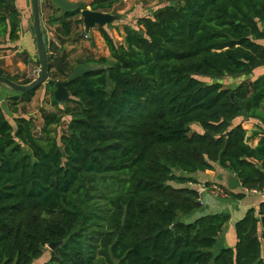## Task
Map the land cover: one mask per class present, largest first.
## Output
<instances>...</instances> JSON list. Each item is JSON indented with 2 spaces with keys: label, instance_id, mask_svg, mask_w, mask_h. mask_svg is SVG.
<instances>
[{
  "label": "trees",
  "instance_id": "obj_1",
  "mask_svg": "<svg viewBox=\"0 0 264 264\" xmlns=\"http://www.w3.org/2000/svg\"><path fill=\"white\" fill-rule=\"evenodd\" d=\"M120 1L89 7L105 13ZM45 5L64 34L75 17L83 24L81 8ZM136 24L121 45L97 27L109 59L76 63L88 72L65 86L63 110L55 79L74 68L55 71L45 42V95L58 112L43 117L39 137L0 105V264H35L54 243L38 264H264V201L213 252L230 215L201 200L208 188L233 201L264 190V0H181ZM21 31L17 0H0V45L17 50ZM0 77L33 81L1 68ZM226 77L245 79L228 88ZM34 94L10 97L11 113ZM206 172L240 185L208 183Z\"/></svg>",
  "mask_w": 264,
  "mask_h": 264
},
{
  "label": "rangeland",
  "instance_id": "obj_2",
  "mask_svg": "<svg viewBox=\"0 0 264 264\" xmlns=\"http://www.w3.org/2000/svg\"><path fill=\"white\" fill-rule=\"evenodd\" d=\"M27 1V14L26 19V29H22L19 35L21 37V45L17 43V50L10 49L7 46L10 43H4L0 45V68L10 77H18L20 82L25 79H31L37 77L39 66L37 65V56L35 52V46L33 38L29 34L30 26V4ZM69 3L76 5L78 8L90 9L89 5L92 0H67ZM181 2V0H170L165 3H161L158 0H122L113 7L105 12L107 14L116 16L118 19L111 24L103 27V29L108 33L113 42L117 45H121L124 42V37L127 29L138 30L136 24L139 18L151 17L152 13L158 8H162L167 5H173L174 3ZM39 6L42 8V30L44 31L43 39L44 42H49L48 48L50 47V55L54 59V70L57 68H64L67 63L72 68L78 66L76 63L81 60H86L90 57L94 59L107 58L109 59V52L104 44L97 26H94L89 31V39L83 37L84 27L82 25H76V20L79 19L75 17L71 23L70 34H64L60 30V26L53 24L49 25L47 19L52 12L46 10V5L44 0H39ZM104 13V12H103ZM25 33V34H24ZM85 34V33H84ZM27 37V38H26ZM15 44V43H14ZM12 45V44H11ZM64 56V58H62ZM60 57V58H59ZM91 66V65H87ZM259 73L256 72L255 76ZM65 77H59L56 83L63 82ZM251 78V77H250ZM245 78H224L220 82L224 87L234 88ZM49 80V78H48ZM47 80V81H48ZM61 80V81H60ZM204 82L209 83L208 79H203ZM18 96L13 91L5 86L0 85V105L3 109L6 119L13 124L12 120L15 116L26 118L33 124V134L35 137H39L40 127L43 123V117L45 115L55 114L58 110L50 103V98L45 95L44 84H42L38 89L35 90V94L30 102H20L17 106L16 114H12L11 103L12 99L10 97ZM63 110L67 105L65 103L59 105ZM70 120L68 116H64L62 119L63 129L66 128L67 122ZM194 130H198L193 127ZM57 128V133L59 132ZM212 196V194L210 195ZM212 197L226 199V195H213ZM224 208L227 206L224 204ZM204 208V204H203ZM202 208V209H203ZM206 209V208H205ZM221 210V209H220ZM230 210V207H228ZM200 212L195 216L189 218H181L182 221H191L193 217L200 216ZM231 222V220H230ZM220 249V242L218 241L216 247L213 248V252H217ZM51 250L48 247L44 249V257L37 260L35 264L47 261L48 253Z\"/></svg>",
  "mask_w": 264,
  "mask_h": 264
},
{
  "label": "water",
  "instance_id": "obj_3",
  "mask_svg": "<svg viewBox=\"0 0 264 264\" xmlns=\"http://www.w3.org/2000/svg\"><path fill=\"white\" fill-rule=\"evenodd\" d=\"M51 3L58 10L63 12L69 13L78 9L76 5L69 3L66 0H51ZM29 4L31 10L29 34L34 40L35 52L39 64L37 77L33 78V81L28 85H20L13 83L4 77H0V85L7 87L17 95H25L29 92L35 91L48 80L47 49L42 36L39 0H29ZM80 13L83 22L84 33L87 36H89V31L94 28V26L103 28L108 24L114 23L118 19L116 16L103 12H94L89 9L80 10ZM87 72V68H85L83 65H78L72 70L66 81L56 83L55 91L53 92L55 103L58 105L66 103L69 100V93L65 86L68 83L85 75ZM239 185V182L235 179H231L229 181V188L231 190L237 188ZM172 228L174 227L172 226ZM60 244L61 243H54L47 247L48 249L53 250Z\"/></svg>",
  "mask_w": 264,
  "mask_h": 264
},
{
  "label": "crops",
  "instance_id": "obj_4",
  "mask_svg": "<svg viewBox=\"0 0 264 264\" xmlns=\"http://www.w3.org/2000/svg\"><path fill=\"white\" fill-rule=\"evenodd\" d=\"M44 1H46V0H44ZM67 2H69V1H67ZM26 4H27L26 0H17V8L20 10L21 15H22V29H24V25H25V21H26V19H25V16L27 14ZM21 37H22V35H20V40L18 42L19 45H21ZM244 128L247 130H251L252 125L245 124ZM256 143H257V140H255L253 142V145H256ZM205 176H206V180L208 183L216 182V184H220V185H223L224 187H228V188H229L230 179H235L234 177H231L230 175H228V173L222 174L220 177V175H217L214 172H206ZM208 189H210V188H208ZM208 189H205L204 193H206V191ZM229 190H231V189L229 188ZM226 196H227V194H226ZM201 200H202V203L204 204L203 209H205V208L207 210L213 209L215 211V213H218V212H228L229 213L231 222L228 223L227 229L222 234V236H221L222 238L220 240V245L224 246V243L227 244V242H228L227 241L229 238L228 234L232 235V229H233L234 223L236 221H238L244 215V213L247 209L257 208L259 203L264 201V190L262 192H254L253 191V192L248 193V194L246 193V196L243 199L237 200V201L230 200L228 197H226V199L212 197V196L208 195V193H207V195L203 196ZM224 204L227 206L226 208L223 207ZM228 207H230V210H228Z\"/></svg>",
  "mask_w": 264,
  "mask_h": 264
},
{
  "label": "built area",
  "instance_id": "obj_5",
  "mask_svg": "<svg viewBox=\"0 0 264 264\" xmlns=\"http://www.w3.org/2000/svg\"><path fill=\"white\" fill-rule=\"evenodd\" d=\"M205 190H203L202 192H204ZM208 192H209V194L211 195H219V196H222L223 195V193H221V191L219 190V189H217V188H214V189H208Z\"/></svg>",
  "mask_w": 264,
  "mask_h": 264
}]
</instances>
